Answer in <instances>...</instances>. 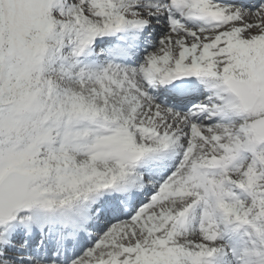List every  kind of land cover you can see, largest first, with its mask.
<instances>
[{
	"label": "snow or ice",
	"instance_id": "snow-or-ice-1",
	"mask_svg": "<svg viewBox=\"0 0 264 264\" xmlns=\"http://www.w3.org/2000/svg\"><path fill=\"white\" fill-rule=\"evenodd\" d=\"M0 264H264V0H0Z\"/></svg>",
	"mask_w": 264,
	"mask_h": 264
}]
</instances>
